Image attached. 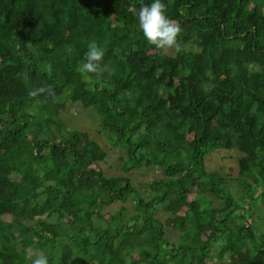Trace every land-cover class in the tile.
<instances>
[{"label": "trees", "instance_id": "obj_1", "mask_svg": "<svg viewBox=\"0 0 264 264\" xmlns=\"http://www.w3.org/2000/svg\"><path fill=\"white\" fill-rule=\"evenodd\" d=\"M152 2L0 0V264H264V0H162L175 54L138 26L132 10ZM92 40L108 70L82 75ZM40 86L55 100L29 97ZM80 107L123 174L64 121ZM218 149L240 153L232 180L209 167Z\"/></svg>", "mask_w": 264, "mask_h": 264}, {"label": "rangeland", "instance_id": "obj_2", "mask_svg": "<svg viewBox=\"0 0 264 264\" xmlns=\"http://www.w3.org/2000/svg\"><path fill=\"white\" fill-rule=\"evenodd\" d=\"M180 48L177 47L173 50H168L165 52L175 54ZM69 106V105H68ZM72 106V105H70ZM69 106V107H70ZM73 116V117H72ZM62 117L64 121L67 123L69 128L71 129H79L81 131H87L92 134V136L100 141L103 147L108 150L107 159L102 163V167L105 170L107 175H121L123 174L120 168V159H119V151L118 149H112L105 145V141L102 136L97 134L94 130L99 127V118L98 115L93 112L92 108L83 109L80 107L79 112L73 113L72 111H63ZM240 153L236 150H224L218 149L212 153L210 158L208 159L209 167L212 169H219L221 172H224L229 177V180H232L235 177L236 169L238 167V158ZM153 170L141 168L138 170H134L129 174V176L133 179L134 185L138 187V189L142 192L146 190V185L151 181L153 176ZM239 185L236 180H234L230 187L229 191L233 194L235 199L239 198L238 190ZM130 205V203H128ZM127 204V205H128ZM122 206L121 202L114 203L110 206H106L103 210L104 213H107L108 216L110 213L117 211ZM167 213H160L159 217L164 222L167 218ZM258 217V215H257ZM264 208L262 211V215L258 217L261 220H264ZM165 230L167 236L172 240H177L179 236V230L174 229L171 224L165 225ZM211 264H214L213 262Z\"/></svg>", "mask_w": 264, "mask_h": 264}, {"label": "clouds", "instance_id": "obj_3", "mask_svg": "<svg viewBox=\"0 0 264 264\" xmlns=\"http://www.w3.org/2000/svg\"><path fill=\"white\" fill-rule=\"evenodd\" d=\"M132 11L148 44L162 51L173 50L178 47V37L182 31L181 25L166 15L167 8L162 0H153L150 4L142 3L138 10L133 9ZM104 54V50L95 40L90 41L87 45V51L84 53V60L77 71L82 75L103 74L108 70L106 65L102 66L101 64ZM210 87L206 86L204 90L207 92ZM28 95L32 98L47 95L55 100V92L50 86L30 88ZM32 264H49V260L46 255L40 254L32 260Z\"/></svg>", "mask_w": 264, "mask_h": 264}]
</instances>
